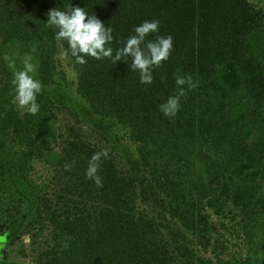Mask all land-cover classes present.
Listing matches in <instances>:
<instances>
[{"label": "trees", "instance_id": "16d2710c", "mask_svg": "<svg viewBox=\"0 0 264 264\" xmlns=\"http://www.w3.org/2000/svg\"><path fill=\"white\" fill-rule=\"evenodd\" d=\"M70 3L114 51L158 20L146 41L173 47L153 82L130 58L77 63L46 25ZM26 56L34 115L12 102L9 62ZM177 75L197 87L165 117ZM104 152L97 187L85 173ZM25 235L27 264H264V0H0L1 253Z\"/></svg>", "mask_w": 264, "mask_h": 264}, {"label": "clouds", "instance_id": "9594fccd", "mask_svg": "<svg viewBox=\"0 0 264 264\" xmlns=\"http://www.w3.org/2000/svg\"><path fill=\"white\" fill-rule=\"evenodd\" d=\"M46 15V25L57 30L55 33L57 41H67L70 54L77 63L85 64L86 57L97 60L110 59L113 63L127 61L130 58V69L139 72L142 84L153 82L152 69L168 59L173 47L171 35L157 36L155 40L146 41L150 33L158 31L160 23L158 20L144 21L135 27V34L124 41L123 47L114 51L113 47L109 46L113 41L111 28L105 27L95 14H89L84 8L70 3L67 8L63 10L60 7L53 8ZM9 67L13 69V104L33 115L36 114L39 111L37 95L42 90V84L35 78L36 65L32 62V57L26 56L23 59L22 70H16L15 63L11 61ZM175 84L178 93L169 96L159 105V111L165 117H175L181 107V97L186 91L197 87L191 76L177 75ZM102 155L106 156L107 153H95L89 159L85 173L86 178L94 181L97 187H102L101 177L98 175ZM3 242L4 237L0 236V246ZM17 252L19 253L18 250Z\"/></svg>", "mask_w": 264, "mask_h": 264}, {"label": "rangeland", "instance_id": "374dc122", "mask_svg": "<svg viewBox=\"0 0 264 264\" xmlns=\"http://www.w3.org/2000/svg\"><path fill=\"white\" fill-rule=\"evenodd\" d=\"M62 61H63V65H64V68L66 69V68H68L67 67V59H65V57L63 56L62 57ZM68 69H70V68H68ZM227 225L230 227L231 225H230V223L228 224L227 223ZM29 242H30V239H29V236L28 235H25V236H23V237H21V238H19V239H17V240H15L13 243L11 242L10 243V245L11 244H13V247L16 249V250H20L21 249V246L24 244V245H26V247L28 248V250H29ZM4 249V247L3 246H0V261H1V251ZM3 260V259H2Z\"/></svg>", "mask_w": 264, "mask_h": 264}, {"label": "water", "instance_id": "95a60500", "mask_svg": "<svg viewBox=\"0 0 264 264\" xmlns=\"http://www.w3.org/2000/svg\"><path fill=\"white\" fill-rule=\"evenodd\" d=\"M3 255L6 256L4 259L8 264H27L25 259L17 251L3 252Z\"/></svg>", "mask_w": 264, "mask_h": 264}, {"label": "flooded vegetation", "instance_id": "af4514ba", "mask_svg": "<svg viewBox=\"0 0 264 264\" xmlns=\"http://www.w3.org/2000/svg\"><path fill=\"white\" fill-rule=\"evenodd\" d=\"M12 251H17L14 247H13V250ZM3 255V253H1ZM3 258V257H2Z\"/></svg>", "mask_w": 264, "mask_h": 264}]
</instances>
